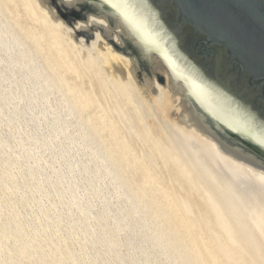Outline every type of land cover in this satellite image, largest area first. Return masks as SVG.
<instances>
[{
	"label": "bare ground",
	"instance_id": "bare-ground-1",
	"mask_svg": "<svg viewBox=\"0 0 264 264\" xmlns=\"http://www.w3.org/2000/svg\"><path fill=\"white\" fill-rule=\"evenodd\" d=\"M30 1L31 17L46 22L63 41L55 55L68 59L75 53L93 63L98 55L108 76L132 85L139 103L162 110L175 131L163 149L164 158L176 165L173 176L189 183L188 193L199 192L228 237L241 247L237 240L244 243L253 233L264 238V162L223 140L192 100L221 131L220 123L263 147L264 124L177 55L150 2L91 0L96 14L77 24L97 29L89 43L75 37L50 0ZM8 28L0 23V264H227V255L212 247L191 219L185 221L182 204L165 185L150 180L135 186L126 155L119 158L105 135L98 136L110 145L105 152L96 142L91 146L81 126V118H89L72 96L53 103L48 77ZM113 33L118 41L133 42L153 72L164 68L165 84L137 82L138 62L108 42ZM256 242L254 237L258 248Z\"/></svg>",
	"mask_w": 264,
	"mask_h": 264
},
{
	"label": "rangeland",
	"instance_id": "rangeland-1",
	"mask_svg": "<svg viewBox=\"0 0 264 264\" xmlns=\"http://www.w3.org/2000/svg\"><path fill=\"white\" fill-rule=\"evenodd\" d=\"M50 4L58 12L59 18L75 29L76 38L84 37L89 43L96 38L95 27L77 28L78 21H85L88 14H96L91 0H83L72 5H67L63 0H50ZM32 9L34 7L30 0H0V20L8 25L9 31L18 38L22 46L32 55L39 69L48 77L52 85L53 103H58L59 100L56 98L74 97L80 113L88 117L91 124L98 128L100 132L93 129L89 120L81 118L83 123L81 126L89 135L91 146L96 142L105 152L110 145L98 139V136L105 135L106 140H110L115 147L119 158L126 155L130 178L135 186H145L151 181L165 185L171 191L172 197L177 198L182 204L185 221L191 219L194 222L193 226L201 230L202 236L209 241L210 245L218 249L224 257L227 255L225 257L227 264H260V256L262 253L264 255V238L260 236L258 238L257 232L253 233V236L257 238L256 245L259 249L253 245L254 237L243 241L244 243L236 238L243 247L237 242L234 243L221 224L215 221L214 214H211V207L201 198L199 192L188 193L185 185L188 187L189 183L179 182L173 176L172 172L176 165L171 158L167 156L164 158L163 149L169 146L171 140L173 141L175 131L162 110L160 111L155 104L143 106L144 104L139 103V98L132 92V85L118 84L111 76H108L105 68L97 62L98 55L94 58L95 63L87 59L83 60L75 53L68 59H61L55 55L57 45H60L62 40L56 38V34L50 33L46 22L31 17ZM107 40L118 51L127 55L131 61L137 59L136 51L129 40L120 38L118 41L115 33ZM122 41H124L123 44H121ZM51 65L56 67L54 71L51 70ZM166 76L164 68L160 67L153 72L148 61L139 60L135 78L141 85L145 84L146 78L150 86L155 85V81L164 85ZM181 106L188 112L189 109L186 108L185 103L182 102ZM3 129V133L4 131L7 133L6 129ZM72 129H74V135L78 137V126L74 125ZM5 133L4 138H7ZM217 134L227 143L241 146L256 154L264 162V154L257 149L246 143H240L229 135H222L219 132ZM162 197L157 192V198L168 207V213L172 215L169 204ZM46 202L49 203L47 200ZM95 203L98 208L100 200H95ZM232 230L237 236L238 228L232 225ZM62 232L66 234L65 230ZM179 232L182 234V231ZM183 239L186 243L189 241L188 236H183Z\"/></svg>",
	"mask_w": 264,
	"mask_h": 264
},
{
	"label": "water",
	"instance_id": "water-1",
	"mask_svg": "<svg viewBox=\"0 0 264 264\" xmlns=\"http://www.w3.org/2000/svg\"><path fill=\"white\" fill-rule=\"evenodd\" d=\"M148 1L152 10L157 12L163 22L164 32L170 35L169 41H175L177 55L195 68L205 80L230 96L233 101L254 114L256 119L264 124V117L256 108L257 104L260 105L259 101L264 92L256 97L254 103L239 98L233 91L214 80L203 68V64L194 58L193 52L180 46L178 37L184 25L192 26L195 32L203 35V38L201 41H195L190 47L197 50L202 45L201 49L205 48L210 54L213 45L223 46L228 54V62L232 65L231 71L236 74L237 80L248 77L251 84L264 91V0H158L157 3ZM163 5H172L176 9L177 17L172 20L174 26H170L161 17L162 10L159 7ZM131 43L136 51L138 65L139 60L147 61L142 58L136 45ZM202 51H196V54L201 55ZM192 105L194 109L205 115V122L215 131L234 137L240 143H246L264 154V147L259 143L222 123L220 125L224 127V131H221L215 125L216 120L209 113L194 100ZM192 105L189 107L192 108Z\"/></svg>",
	"mask_w": 264,
	"mask_h": 264
},
{
	"label": "flooded vegetation",
	"instance_id": "flooded-vegetation-1",
	"mask_svg": "<svg viewBox=\"0 0 264 264\" xmlns=\"http://www.w3.org/2000/svg\"><path fill=\"white\" fill-rule=\"evenodd\" d=\"M151 1L153 3H157L158 0ZM159 8L162 10L161 17L163 20H165L170 26H174L172 20L177 17V11L174 6L163 5ZM178 37L180 46L185 49L188 48L189 51H192L194 58L203 64L202 66L206 72L225 88L233 91L239 98L254 103L256 97L258 95H262V92H264L260 87H256L254 84H251L248 77H244L239 81L237 80L238 77L231 71L232 65L228 62V54L223 46L213 45L211 47L212 52L210 54L205 48L201 49L202 45L199 46L197 50L190 47L195 41H201L203 38V35L195 32L192 26L184 25L179 31ZM196 51H202L203 53L198 55L196 54ZM259 103V106L258 104L256 105L257 111L264 117V95Z\"/></svg>",
	"mask_w": 264,
	"mask_h": 264
}]
</instances>
